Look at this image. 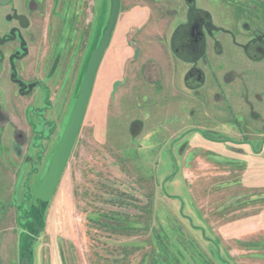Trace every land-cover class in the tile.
Masks as SVG:
<instances>
[{"label":"rangeland","instance_id":"obj_1","mask_svg":"<svg viewBox=\"0 0 264 264\" xmlns=\"http://www.w3.org/2000/svg\"><path fill=\"white\" fill-rule=\"evenodd\" d=\"M55 7L65 70L53 91L0 96V124L17 116L29 167L0 203V264H264V0H119L74 146L38 213L33 192L110 0ZM195 12L206 16L190 57L176 48Z\"/></svg>","mask_w":264,"mask_h":264},{"label":"flooded vegetation","instance_id":"obj_2","mask_svg":"<svg viewBox=\"0 0 264 264\" xmlns=\"http://www.w3.org/2000/svg\"><path fill=\"white\" fill-rule=\"evenodd\" d=\"M61 1L62 0H10L8 3L0 5V75L3 74L5 69L8 71L9 80L16 87L17 94L20 96L30 95L35 88L43 85L48 89L46 85L47 82L53 79L56 80L63 74L60 70L64 69V64H58L60 58H57L59 52H57L58 46H55V38L58 32H54V23L50 18L52 17L53 19L57 17L55 14L60 11L55 6ZM42 2H44V4L51 2L52 4L50 11L46 12V14L42 12V7L40 8ZM63 2H65V0H63ZM71 12V19L74 20L77 12ZM36 14L37 16L34 17ZM204 16L206 15L201 12L191 14V21L182 32V39H180V45L176 50L181 52L189 50L192 54L190 57L193 56L195 50L201 43L202 34L200 32V23L205 20L203 19ZM44 21H46L45 28L47 30L44 36L40 35L42 39L39 42L38 34L36 36L33 27L34 24L39 27L38 22L43 26ZM72 31L75 35V29H72ZM37 43V54L39 53V55L48 59L51 57L52 60L51 62H46L44 60L45 63L40 64V67L42 65H46V67L42 69L38 68V72L33 74L30 62L32 50ZM52 44L54 45L52 46ZM64 45H62V47H65ZM255 45L257 46V44H254L250 49L252 54L256 52L257 47ZM63 55L62 57H64ZM57 70L58 72L56 73ZM40 73H43V75Z\"/></svg>","mask_w":264,"mask_h":264},{"label":"water","instance_id":"obj_3","mask_svg":"<svg viewBox=\"0 0 264 264\" xmlns=\"http://www.w3.org/2000/svg\"><path fill=\"white\" fill-rule=\"evenodd\" d=\"M9 1L10 0H0V5L6 4ZM118 11L119 0H110V11L107 24L102 31V35L98 44L89 53L85 71L79 84L77 95L71 108L65 128L48 164L47 170L33 192L31 205L35 208H38L40 204L47 203L51 199L62 172L67 164L83 120L97 68L109 44L111 32L115 25ZM20 264L32 263L22 260L20 261Z\"/></svg>","mask_w":264,"mask_h":264},{"label":"crops","instance_id":"obj_4","mask_svg":"<svg viewBox=\"0 0 264 264\" xmlns=\"http://www.w3.org/2000/svg\"><path fill=\"white\" fill-rule=\"evenodd\" d=\"M44 36V35H42ZM42 36H38V40L42 39ZM40 44V43H39ZM38 45V44H37ZM37 47V46H36ZM38 50V48H37ZM36 48L32 50V56H31V64L30 67L32 68L33 74L38 72V68L42 69L46 67V65H42L40 67V64H43L46 62H51L52 58H44V56L37 54ZM45 60V61H44ZM50 64V63H49ZM65 67L63 70L64 71ZM35 71V72H34ZM58 70L56 71V73ZM43 75V73H40ZM56 80H49L47 82L48 88H52L55 85ZM61 84V81L60 83ZM62 85V84H61ZM37 90V88H35ZM47 93H50V96H53L54 93L50 91H46ZM36 94L35 92L31 93L27 96H32ZM20 96L17 94L16 87L10 82L8 71L5 69L3 71V74L0 75V96ZM1 106V103H0ZM8 114L11 116V120L7 124H0V203H3L4 201H7L9 198H12L16 195L17 191L19 190V184L24 176L28 173V165L25 163L26 156L23 157L25 154V151H20V155L15 150V137L14 133L16 129L21 128V124H16V118L17 116H14L13 113ZM24 129V128H23ZM26 149V148H25Z\"/></svg>","mask_w":264,"mask_h":264},{"label":"trees","instance_id":"obj_5","mask_svg":"<svg viewBox=\"0 0 264 264\" xmlns=\"http://www.w3.org/2000/svg\"><path fill=\"white\" fill-rule=\"evenodd\" d=\"M45 204H46V203H45ZM45 204H40L39 207L36 208L37 211L40 210L41 207H43V205H45ZM38 213H39V211H38ZM40 214H41V213H40ZM40 217H41V215H40ZM41 218H42V217H41ZM28 248H29V245H27L26 247H24V248L22 249V251H23V250H26V249H28ZM26 251H27V250H26ZM27 253H28V252H27ZM28 254H31V252H29ZM30 259H31V260H30ZM30 259H28L27 261H28V262H31V261H32V257H31V256H30Z\"/></svg>","mask_w":264,"mask_h":264}]
</instances>
